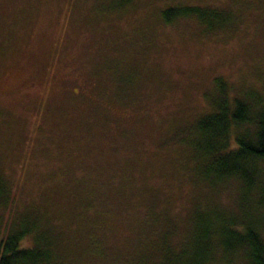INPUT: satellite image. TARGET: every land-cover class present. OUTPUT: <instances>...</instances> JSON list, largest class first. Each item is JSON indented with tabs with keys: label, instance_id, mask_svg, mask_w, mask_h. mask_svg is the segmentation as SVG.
<instances>
[{
	"label": "rangeland",
	"instance_id": "rangeland-1",
	"mask_svg": "<svg viewBox=\"0 0 264 264\" xmlns=\"http://www.w3.org/2000/svg\"><path fill=\"white\" fill-rule=\"evenodd\" d=\"M180 6L225 26L162 20ZM216 78L264 92V0H0V238L28 215L55 264H247L216 237L247 222L241 182L201 181L184 145Z\"/></svg>",
	"mask_w": 264,
	"mask_h": 264
},
{
	"label": "trees",
	"instance_id": "trees-1",
	"mask_svg": "<svg viewBox=\"0 0 264 264\" xmlns=\"http://www.w3.org/2000/svg\"><path fill=\"white\" fill-rule=\"evenodd\" d=\"M129 1L120 0V3ZM187 17H195L211 32L226 23L222 11L207 7H170L162 12V20L167 24ZM216 87L219 96H215L213 110L189 124L186 128L189 138L181 142L200 164L201 181L217 185L235 178L242 184L240 202L250 205L243 215L246 223L226 218L218 222L216 237L222 255L242 251L247 264H264V241L256 229L257 225L264 224L261 222L264 219L252 217L264 207V92L249 89L243 93L244 100L230 101L229 96L226 97L229 89L222 78L215 79ZM5 192L0 185V198ZM21 217L17 229L0 238V264H55L52 249L45 240L46 231L39 230L38 219L30 220L28 215ZM210 234L205 232L204 237L209 238ZM26 237L32 244L20 245Z\"/></svg>",
	"mask_w": 264,
	"mask_h": 264
}]
</instances>
